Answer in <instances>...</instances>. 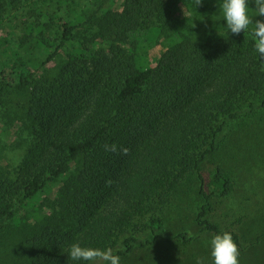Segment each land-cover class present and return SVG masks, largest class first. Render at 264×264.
Segmentation results:
<instances>
[{
	"label": "trees",
	"instance_id": "trees-1",
	"mask_svg": "<svg viewBox=\"0 0 264 264\" xmlns=\"http://www.w3.org/2000/svg\"><path fill=\"white\" fill-rule=\"evenodd\" d=\"M179 1L123 0L120 12L93 17L95 41L109 44L94 53L84 50L92 71L81 84L74 80L79 66L72 60L55 77L34 76L18 52L12 53L17 83L29 91L32 141L15 181H0V220L11 217L16 199H35L62 180L47 202L50 213L26 237L25 264H88L70 258L74 243L111 247L121 263L136 248L156 242L164 227L161 209L192 178L200 197L196 226L212 237L221 234L209 219L212 196L228 198L234 182L220 164L206 177L203 163L229 122L264 111V59L248 30L203 41L181 38L174 32ZM153 26L163 39L175 41L150 66L138 39ZM63 27L62 40H70L72 28ZM105 144L130 151L106 152ZM227 232L247 263L255 260L264 234L244 245L236 231ZM186 235L175 239L189 243Z\"/></svg>",
	"mask_w": 264,
	"mask_h": 264
},
{
	"label": "rangeland",
	"instance_id": "rangeland-1",
	"mask_svg": "<svg viewBox=\"0 0 264 264\" xmlns=\"http://www.w3.org/2000/svg\"><path fill=\"white\" fill-rule=\"evenodd\" d=\"M123 0H0V181L14 182L16 169L32 141V127L26 119L29 91L18 85L17 70L12 53L30 66L34 76L58 75L69 61L79 66L76 83L86 82L92 71L81 56L88 49L94 53L106 49L109 42L96 38L93 17L108 11L120 12ZM222 0H181L175 6L174 32L181 38L203 41L230 32L220 5ZM250 16L255 17L249 4ZM72 28V38L62 40L63 26ZM248 31L252 32V26ZM163 39L153 26L138 39V51L145 56V65L154 66L161 54L175 41ZM39 43H38V42ZM90 41H93L90 43ZM108 43V44H107ZM217 150L203 163L204 175L215 164L222 165L234 182L233 193L226 199L212 196L214 212L209 219L221 233L236 231L246 245L264 234V111L245 119L229 122L219 136ZM172 194L160 211L163 232L156 242L146 248H136L120 264H196L203 257L213 264L210 241L212 235L201 231L194 222L200 205L198 182L192 178ZM62 180L51 182L35 199L12 202L11 217L0 220V264H25L28 249L25 244L34 224L50 213ZM187 233L189 243L175 237ZM240 264H248L240 251ZM264 261V242L250 264Z\"/></svg>",
	"mask_w": 264,
	"mask_h": 264
},
{
	"label": "clouds",
	"instance_id": "clouds-1",
	"mask_svg": "<svg viewBox=\"0 0 264 264\" xmlns=\"http://www.w3.org/2000/svg\"><path fill=\"white\" fill-rule=\"evenodd\" d=\"M253 3L251 10L256 14L255 17H264V0H222L220 8L224 20L227 23V29L233 35L245 33L249 26H252V35L255 37V49L260 57L264 59V20H253L249 14V4ZM203 0H195V6L202 5ZM106 152L116 153L127 156L130 149L116 144H105ZM110 185L111 181H107ZM211 257L213 264H240V249L233 239L230 232L216 234L210 241ZM69 255L72 260L85 261L88 264H120V256L114 254L111 247L107 249L84 247L78 243L71 245ZM196 264H205L203 257H198Z\"/></svg>",
	"mask_w": 264,
	"mask_h": 264
}]
</instances>
